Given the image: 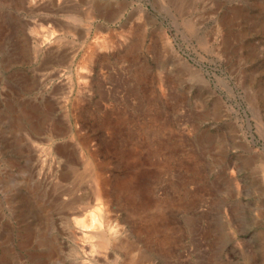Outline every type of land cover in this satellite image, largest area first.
Masks as SVG:
<instances>
[{
	"label": "rangeland",
	"instance_id": "rangeland-1",
	"mask_svg": "<svg viewBox=\"0 0 264 264\" xmlns=\"http://www.w3.org/2000/svg\"><path fill=\"white\" fill-rule=\"evenodd\" d=\"M0 264H264V0H0Z\"/></svg>",
	"mask_w": 264,
	"mask_h": 264
},
{
	"label": "bare ground",
	"instance_id": "bare-ground-1",
	"mask_svg": "<svg viewBox=\"0 0 264 264\" xmlns=\"http://www.w3.org/2000/svg\"><path fill=\"white\" fill-rule=\"evenodd\" d=\"M64 2V1H63ZM102 16V15H101ZM113 16V15H112ZM96 214V213H95ZM94 215V214H93Z\"/></svg>",
	"mask_w": 264,
	"mask_h": 264
}]
</instances>
